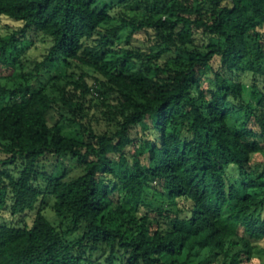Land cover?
I'll use <instances>...</instances> for the list:
<instances>
[{"label":"trees","instance_id":"1","mask_svg":"<svg viewBox=\"0 0 264 264\" xmlns=\"http://www.w3.org/2000/svg\"><path fill=\"white\" fill-rule=\"evenodd\" d=\"M33 34L64 69L0 81V264H264V0H0V70Z\"/></svg>","mask_w":264,"mask_h":264},{"label":"rangeland","instance_id":"2","mask_svg":"<svg viewBox=\"0 0 264 264\" xmlns=\"http://www.w3.org/2000/svg\"><path fill=\"white\" fill-rule=\"evenodd\" d=\"M128 3V2H127ZM137 6V5H136ZM142 10V9H141ZM141 10H136L130 6L127 7L124 11L122 9H119L116 14V18L114 20V24H119L122 22L123 17L125 16V13H129L132 16H140ZM19 25L18 21L5 18L2 24V31L3 33H11L16 29ZM130 31L128 29L123 28L120 31L118 43L116 45L117 48H125L128 47L131 44H134L136 46H140L144 49L148 48V42L146 38V32L140 31L137 32L128 42L127 38ZM49 45L48 41H44L41 36H37L35 34L28 36L27 38L23 39V44L20 48L13 49L11 52V57L14 60L13 67H4L2 70H0V81L3 85L7 87H13L17 88L20 84H35L37 86L46 83V86L53 90H58L56 85H53L51 82V77L54 74H57L59 72H62L64 68L61 67V65H56L55 63L50 64L49 68L43 71V74L41 76V79L36 81L34 78V74L36 72L35 66L37 60H42L44 58L45 53L47 52V46ZM22 57L23 60L20 59ZM13 63V62H12ZM215 64H218V61H215ZM68 74H72L73 76L78 77L82 73L85 75V78L88 80H93L94 82V72L89 67H80L77 65L72 66L71 68H68L66 70ZM65 79H61V82H63L64 85ZM72 88V87H71ZM248 96L252 99H255L253 95L248 93ZM8 99V96H5L2 100H0V105H2L6 100ZM102 108H105L102 105V100L97 97L96 93L89 94L86 98L85 102V109L89 111L90 116L94 117L95 115L102 117ZM100 123L103 125L105 124L104 119H100ZM63 129L66 132H73V130L76 128L73 124H71L69 121L65 120L63 123ZM256 163L260 165V168H264V152H258L254 155ZM234 178H236L237 173H233ZM238 176V175H237ZM47 215L53 220H58V216L55 214L53 210H47ZM32 214L29 216V220L31 221L33 218ZM187 256L186 252H183L180 254V258L183 259ZM261 258L264 259V251H261ZM257 262H260V259L257 260Z\"/></svg>","mask_w":264,"mask_h":264}]
</instances>
